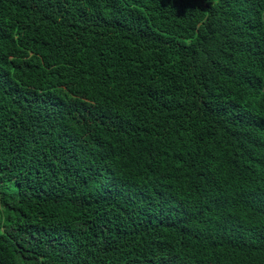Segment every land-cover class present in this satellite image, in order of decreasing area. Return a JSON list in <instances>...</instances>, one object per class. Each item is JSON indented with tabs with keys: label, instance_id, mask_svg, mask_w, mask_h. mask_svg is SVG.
<instances>
[{
	"label": "trees",
	"instance_id": "16d2710c",
	"mask_svg": "<svg viewBox=\"0 0 264 264\" xmlns=\"http://www.w3.org/2000/svg\"><path fill=\"white\" fill-rule=\"evenodd\" d=\"M0 264H264V0H0Z\"/></svg>",
	"mask_w": 264,
	"mask_h": 264
}]
</instances>
